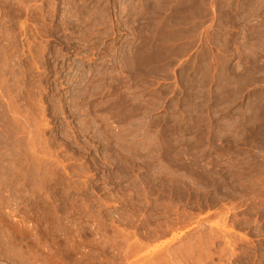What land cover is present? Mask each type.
<instances>
[{"label":"rangeland","instance_id":"1","mask_svg":"<svg viewBox=\"0 0 264 264\" xmlns=\"http://www.w3.org/2000/svg\"><path fill=\"white\" fill-rule=\"evenodd\" d=\"M0 264H264V0H0Z\"/></svg>","mask_w":264,"mask_h":264}]
</instances>
